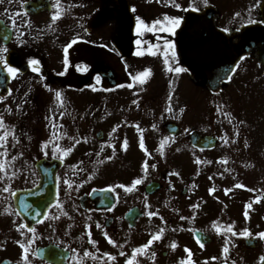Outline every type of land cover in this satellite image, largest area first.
<instances>
[{
  "label": "flooded vegetation",
  "instance_id": "1",
  "mask_svg": "<svg viewBox=\"0 0 264 264\" xmlns=\"http://www.w3.org/2000/svg\"><path fill=\"white\" fill-rule=\"evenodd\" d=\"M27 1L33 0L0 3V19L11 31L9 42H0V50L6 47L8 51H0V55L9 66L19 69L15 77L10 75L0 94L4 100L13 99L22 87L27 88V95L14 102L16 107L7 105L16 109L14 115H3L5 127L0 135H8L0 153L6 151L7 155H0V164L4 168L31 166L29 176H6L0 183V259L14 264H53L51 258L39 259L36 252L55 246L60 250L55 254L61 257L60 264H126L129 260L133 264H188L189 260L193 264H261L264 238L258 233L264 232V197L257 182L243 176L244 163L238 164L237 175H223V169L230 166L226 153L230 145L218 143L212 149L217 153L211 156L209 151L197 150L166 134L164 124L181 121V125L186 121L182 115H152L164 148L150 158L148 150L146 154L140 147L142 136L148 148L150 98L158 97L166 82L170 87H181L180 73L168 70L165 77L160 70L149 69L143 84L133 79L142 73L137 67L139 59L118 54L119 3L123 0H43L35 14L24 10ZM124 1L131 8L134 2L143 0ZM253 1L259 4L257 15L252 10L240 11V17L262 21L261 0ZM227 35L231 42L237 41L238 32ZM160 37L173 41L171 33H160ZM160 37L153 36L151 41L162 42ZM72 40L76 43L65 54L64 48ZM262 51L264 54V48ZM29 59L40 63L29 65ZM169 65L180 66L171 57ZM34 67L39 71H33ZM103 67L110 71L108 77L102 74ZM233 68L215 89L190 75L192 98L197 99L201 87L211 101L223 103L227 123L241 125L231 128L230 144L239 146L243 140L240 146L251 149L259 115H264V58L258 48H252ZM61 89L77 91L81 101L89 103L126 98L130 115L30 114L38 103L52 102L54 91ZM251 103L252 113L248 112ZM18 104L22 107L17 108ZM250 115H254L252 121ZM195 117L191 115L192 127L185 136L191 131L221 132L222 128H198ZM69 148L71 151H67ZM199 151L208 154L207 158L199 159ZM41 159L48 163L61 160L53 165L55 198L50 200L53 185H49L50 193L33 205L34 217L26 223L15 210L12 194L16 189L37 186L36 164ZM11 178L26 186L13 187L8 181ZM136 179L142 182L133 186ZM65 180L72 186L68 187ZM150 182L155 184L153 191L147 190ZM5 187L8 192L3 191ZM110 189L111 198L106 195ZM148 212L157 215L149 216ZM229 225L237 235L228 232ZM245 229L251 236L239 234ZM197 231L209 240L201 237L203 242L198 241ZM154 235L161 238L133 254V249L142 247ZM225 239L230 241L227 253L223 251ZM85 251L91 255L85 257Z\"/></svg>",
  "mask_w": 264,
  "mask_h": 264
},
{
  "label": "water",
  "instance_id": "2",
  "mask_svg": "<svg viewBox=\"0 0 264 264\" xmlns=\"http://www.w3.org/2000/svg\"><path fill=\"white\" fill-rule=\"evenodd\" d=\"M213 16L214 10L212 8H208L202 13L189 12L177 36L179 51L184 63L194 73L201 76L204 82L210 86H215L217 80L227 73L237 56L232 47L223 46L225 37L221 31L214 28L212 24ZM120 22L122 31L119 48L123 55H127L133 48L130 43L133 18L126 4L121 5ZM255 31L256 27L254 26H248L243 29L241 34L242 41L246 39L250 40V38L253 39ZM238 48L241 49V46ZM2 73L0 67V76ZM190 141L192 144L201 147L214 143L213 138H199L196 134H192ZM39 169L42 170L40 164ZM41 175L42 180H48L46 174L41 172Z\"/></svg>",
  "mask_w": 264,
  "mask_h": 264
},
{
  "label": "rangeland",
  "instance_id": "3",
  "mask_svg": "<svg viewBox=\"0 0 264 264\" xmlns=\"http://www.w3.org/2000/svg\"><path fill=\"white\" fill-rule=\"evenodd\" d=\"M179 1V0H178ZM253 1V0H252ZM251 0H247L243 7L242 10L243 12H248L249 10L253 11V3ZM181 6L185 7V0H180ZM212 6H214L217 10V14L219 15V20H227V16L232 15V14H236V10H234L233 8V4L230 5L229 7H224V0H211ZM243 3V2H242ZM242 3L240 5H242ZM156 5V4H155ZM225 5L227 6V4L225 3ZM147 7H142L139 6L137 8V13L139 16H141L142 12L145 11L144 16H149V13H153L154 11L158 10L159 6H154V3L150 4V5H146ZM229 10V11H226ZM234 21H239V18H236ZM186 75H183V78ZM200 90V88H199ZM165 91V88H164ZM74 91H70L68 90L67 93L68 95H73L74 100L71 102V108L73 110V112L78 113L80 111V107L83 105V102L81 101L80 97V93H72ZM179 100L181 102H183L185 104L186 107H184V111L183 112H179L178 110V115H183L182 120H184V118L186 119V122H183V130L186 132V129L188 128L187 126L191 125V123L189 124V119H191V115H197V117H195V120L197 124H199V127H208L209 122L211 121V115H214L217 111H219L220 109H222L223 107L220 106H215L214 104H212L211 102V98L209 95H204L203 91H199L198 95H197V99L194 100L192 98V93H191V87H190V80H186V78L183 80L182 82V87H181V91L179 94ZM40 100L42 102H44L41 98ZM124 100V99H123ZM242 102V100H241ZM163 104H164V99H163V93H160L159 97H153L150 98L149 101V105H148V110L150 111L151 109L155 108V110H157V112L160 113V111L163 108ZM183 104V105H184ZM49 105V104H48ZM113 107V105H111ZM254 110V106L251 103V106L249 107V111H251V113ZM118 111V109H117ZM115 112H113L112 108L110 107V105H106L103 109H99L97 110L94 115H114ZM117 114V113H115ZM36 115H42L40 113H36ZM66 115V114H63ZM250 120L252 121L254 119V115H250ZM206 118V119H205ZM213 124L216 125L217 127V123L213 121ZM226 123L223 124V126H225ZM232 127H225L222 128L221 132L218 134V136L220 137L221 135V139L220 142L222 144H226V145H230L229 142V137L230 134H232L231 131ZM150 139L152 140V138L150 137ZM254 139L253 141H255L254 145L252 144V148L256 151L255 154V158H254V166H250V168L245 169L243 172V176L245 177L246 180H250L253 176H254V170L260 169V176L261 180H260V188L262 190H264V115H260L259 116V122H258V127L256 130V133L254 135V137L252 138ZM149 144H150V140H149ZM217 153V151L215 152ZM242 152L239 150H232L230 153V156L234 159H240L242 158ZM245 159H252V156L246 155ZM229 168H235V166H229ZM23 168L19 169L20 171ZM28 169L30 170V167H28ZM27 171V168H26ZM212 171H215L214 168H212ZM224 173L223 175H237V170H227V169H223ZM28 172V171H27ZM14 185H20L21 183L18 180L14 181ZM264 193V192H263Z\"/></svg>",
  "mask_w": 264,
  "mask_h": 264
},
{
  "label": "snow or ice",
  "instance_id": "4",
  "mask_svg": "<svg viewBox=\"0 0 264 264\" xmlns=\"http://www.w3.org/2000/svg\"><path fill=\"white\" fill-rule=\"evenodd\" d=\"M9 3L12 2V0H8ZM208 0H204V3L207 4ZM0 3H4V0H0ZM168 3L176 8V9H181V4L179 2H177V0H168ZM184 10H187V9H184ZM195 10H199L198 8L195 9ZM132 11L135 12L136 9L133 7L132 8ZM5 12H7V9H5ZM58 15L57 16H54L53 19H56L58 18ZM235 15L239 16L240 14L239 13H236ZM183 20V17L182 16H178V15H168V14H164L163 16V19H155L151 22H146L145 19L141 18L140 16H136V33H137V36L140 37L139 39H137L136 41V44L137 46H141L143 44H148L151 46V49H155V50H152L151 51V55L155 56L157 55V51L156 50H163V56H164V64L165 65H169V60H170V57L171 58H175V45L174 43L170 40V39H167L165 37H160V33H171V34H175L176 33V29L180 27L181 25V21ZM247 23L249 24H252V23H264V21H256V20H251L249 19L247 21ZM13 27H15V24H13ZM230 29L228 28H225L224 31L225 32H228ZM145 33H152L154 36L156 37H160V40L162 41V43H153V41L151 40H146L144 37H145ZM76 43V40H72L65 48H64V52L65 54H67L68 52V49L72 46V44ZM2 52H7L8 49L5 47L3 48L2 50H0ZM144 53L142 51H136L135 55L137 56H141L143 55ZM67 55H65V63L67 64ZM0 63H3L4 67L6 68L7 70V73L13 77L16 76V74L19 72V69L16 68V67H11L8 65L7 61L4 59V56L3 55H0ZM27 63L29 65H32V66H35V65H39L40 61L39 60H36V59H29L27 61ZM169 71H175L176 73H180V72H183L185 71V69L181 68V67H175V68H172V67H169L168 68ZM235 68H233L231 71H234ZM33 71H39L38 68H33ZM149 72L150 70H146L144 72H142L139 76H134L133 79H136L139 81V83L143 84L145 81L143 79V77H147L149 75ZM63 74V73H62ZM230 79V77H229ZM96 80H97V83L100 82L101 80V77L98 75L96 77ZM129 87H131L132 85L129 84L128 85ZM25 95H27V93H25ZM55 96L56 98L59 100L60 97H61V93L59 91H56L55 93ZM0 99H3L2 97H0ZM133 103H136V101H133ZM22 107V105L18 104L17 105V108H20ZM12 109L9 108L8 109V112L11 113ZM166 111H171V108H168L166 109ZM181 112L184 111L183 108L180 109ZM5 127V121H4V118H3V114H0V129H4ZM138 127V126H137ZM153 128H155L156 126L153 125L152 126ZM113 131H115V129H113ZM8 135L7 132H4L3 135H0V147H3L4 146V143H5V137ZM237 135H238V130H237ZM15 138V137H14ZM139 145L142 149L145 150L146 154L147 153V149L145 148V144H144V139L143 137L141 136L140 140H139ZM124 147L126 149L127 147V140L125 139L124 141ZM160 148L163 149L164 148V144L161 143L160 144ZM67 151H71V149H67ZM55 154V153H54ZM0 155H7V152L5 151L4 153H0ZM61 159H63V157L61 156L60 157ZM13 160H15L16 158L15 157H12ZM197 163H199V159L197 158ZM144 168L147 169L148 167V164H147V161L144 162ZM151 167L155 168L156 165L153 164L151 165ZM4 168V165L3 164H0V170H2ZM7 172L4 173V176H7ZM16 173L13 172L12 173V176H15ZM4 176H0V179H3ZM142 181L140 179H136L134 180L133 182V186L135 185H139ZM65 183L68 185V187H71L72 186V183L65 180ZM239 187H243V185H238ZM121 188H124L125 186L124 185H121L120 186ZM129 191H131V189H128ZM3 191L4 192H8L9 191V188L8 187H5L3 188ZM214 191V189H210V192ZM229 191V189H225V192L227 193ZM109 196V198H111V189L109 190V193L106 194ZM257 200H259V197H257ZM25 209H28L29 206L28 205H24ZM193 207H195V205H193ZM248 207H251V205H248ZM5 211H8V209H5ZM149 216H154V215H157V213L155 212H148L147 213ZM245 215L247 216V213H245ZM161 219H163L161 217ZM183 219V217H182ZM99 227V225H97ZM21 227H24V225H21ZM30 231H32V229H29ZM162 231V230H161ZM228 232H230L233 236L237 235L236 232H234L232 230V226L229 225L228 226ZM240 235L242 236H245V237H248V236H251V233L249 230L245 229L243 232L239 233ZM259 237L261 238H264V232H260L258 233ZM161 237L159 235H154L152 238H150L146 244H144L142 247H138V248H135L133 249V254L135 253H138V252H142L143 249H147L150 245H152L153 241L154 240H158L160 239ZM197 240L199 241L200 240V237L198 236L197 237ZM110 242L114 243V241H111ZM229 240L225 239L224 241V247H223V251L225 253H227L229 251ZM203 247V245H201ZM21 247L23 248L24 246L21 245ZM173 247H175V244H173ZM186 251H189L188 249H185ZM124 253H121V255H123ZM91 253L85 251L84 252V256L87 257V256H90ZM105 256H108L109 254L108 253H105L104 254ZM25 258H27V249H25ZM111 259H115V257H111ZM261 261H264V256L261 257ZM126 264H133V262L131 260L127 261ZM188 264H193V262L191 260L188 261ZM233 264H235V262H233Z\"/></svg>",
  "mask_w": 264,
  "mask_h": 264
}]
</instances>
